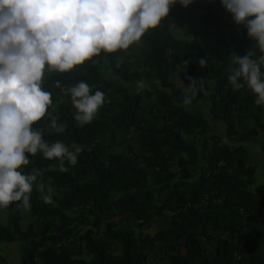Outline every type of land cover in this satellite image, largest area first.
<instances>
[{
    "label": "trees",
    "instance_id": "trees-1",
    "mask_svg": "<svg viewBox=\"0 0 264 264\" xmlns=\"http://www.w3.org/2000/svg\"><path fill=\"white\" fill-rule=\"evenodd\" d=\"M171 17L170 11L156 28L141 37L145 50L139 71H129L126 63H118V50L93 57L71 72L44 77L45 90L52 93L53 103L33 127L42 130L45 141H63L69 147H80L82 152L75 166L65 163L64 172L59 170L58 160L45 159L41 153L29 156L30 164L21 169L24 173L38 169L39 183L47 184L51 178L50 187L57 196L52 198V205L41 199L33 186L31 208L23 210L44 223L37 231L31 226L20 229L22 207L18 202L3 208L7 218L5 225L0 223V243L27 242L19 264H149L155 251L167 264H264V193L257 195L247 189L254 168L245 150L237 145L260 135V152L264 154V105H256L255 96L246 87L234 91L228 81L234 67L230 54L242 57L252 49L258 58L261 53L248 38L246 28L233 22L220 0H192L180 9L177 26H185L187 33L203 43L210 36L216 46L205 45V52L215 62L226 59L229 63L207 91L209 115L223 124L225 140L233 143L226 144L210 131L200 114L185 111L184 93L171 82L173 75L182 83L186 77H195L204 86L213 67L198 44L171 36L167 30ZM204 57L207 65L199 68L197 60ZM183 61H188L187 68L178 72ZM104 67L109 76L102 74ZM142 78H152L159 87L153 92L158 109L145 111L153 114L156 124L146 125L140 111V102L148 99L150 92L141 88L129 92L119 84ZM56 80L65 85L83 80L93 92L115 95L118 101L103 104L95 119L81 127L73 119L75 109L70 97L54 86ZM47 116L50 121L58 117L65 131L56 133L51 128L47 132ZM247 120L251 127L237 128ZM130 128L136 131L143 154L137 156L131 149L124 154H105L116 131ZM229 166L235 168L234 174L224 170ZM149 176L155 188L149 187ZM165 190L167 193L156 204L155 194ZM203 195L217 203L209 199L202 205ZM73 207L82 210L67 215ZM163 210L175 211L167 228L152 235L139 230ZM212 233L225 234L226 238L214 240ZM74 235L87 259L50 247L64 244ZM235 239L242 244H236ZM211 244L213 248L206 250L205 245ZM111 248L118 252L112 253Z\"/></svg>",
    "mask_w": 264,
    "mask_h": 264
},
{
    "label": "clouds",
    "instance_id": "clouds-1",
    "mask_svg": "<svg viewBox=\"0 0 264 264\" xmlns=\"http://www.w3.org/2000/svg\"><path fill=\"white\" fill-rule=\"evenodd\" d=\"M179 3L192 0H0V208L13 202L24 210L31 208V193L41 173L30 164L29 156L41 153L45 159L75 166L82 149L63 141L49 143L42 130L33 127L48 113L52 93L45 90V74L68 73L85 61L103 54L126 50L149 30L168 17ZM237 25L246 28L261 55L247 49L245 55L230 54L232 67L228 81L233 90L247 88L256 105H264V0H220ZM206 67V58L197 60ZM183 61L180 72L187 67ZM183 104L189 105L203 92L202 82L186 77ZM54 86L70 97L73 119L79 126L91 123L105 103L103 92H93L81 80L72 85ZM140 88L144 87L141 82ZM51 120V128L63 133L65 126ZM51 178L37 184L41 199L51 202ZM47 189V191H46Z\"/></svg>",
    "mask_w": 264,
    "mask_h": 264
},
{
    "label": "crops",
    "instance_id": "crops-1",
    "mask_svg": "<svg viewBox=\"0 0 264 264\" xmlns=\"http://www.w3.org/2000/svg\"><path fill=\"white\" fill-rule=\"evenodd\" d=\"M182 6L177 3L175 8L171 7L170 11L172 13V17L169 18L167 22V30L171 34L172 37L176 39H180L186 42H192L196 43L199 45L200 50L206 55V57L210 60L212 64V70L211 72L207 75L206 77V82L204 85V91L200 92L197 94V96L192 100V103L189 105L182 104V107L185 109L190 114H195L198 113L200 114L207 125L209 126V129L212 133L218 135L219 137L222 138V140H225L224 138V126L221 122H215L212 120V118L209 115V99H208V94L207 91L209 87L213 84V82L216 80L218 76H220L228 67L229 63L227 62L226 59L221 60L220 62H215L213 60V57L209 55L207 52L204 50V46L208 45L212 48L216 46L214 40L208 36L207 40L205 43L202 42L200 38L197 36H192L189 33H187L185 26H177L176 18L179 14L180 9ZM145 50V45L144 43L140 40L138 42L133 43L130 45V47L126 50H119L117 52V61L118 63L124 62L127 64V67L129 71H139L142 67V62H143V51ZM254 58H257L254 57ZM188 65V64H187ZM201 68L200 66H198ZM187 68V67H186ZM185 68V69H186ZM193 80H196L195 77H191ZM197 81V80H196ZM144 84V87L141 89H146L150 92V97L148 99H143L140 102V111L143 113L144 117V122L146 125H152L156 124L153 114L151 113H146L145 111L148 108L151 109H158L156 104L154 103L153 100V92L156 89H159L158 84L152 79V78H142L136 81L128 82V83H123L119 82V84L127 89V91L132 92L139 87L140 83ZM171 82L175 85L177 89L180 90L181 93L186 92V87L189 83L190 80L187 79L185 83H183L185 86H182L181 82H179L176 77L173 75L171 76ZM118 101V97L112 94L106 95L105 96V103H116ZM252 123L250 120H247L240 125L237 126L238 129L241 128H249L251 127ZM259 139L260 135L257 137L251 139L250 141H245L237 144L238 146H241L245 151L247 150L248 146H245L247 144H250L252 142H256V147H257V153L258 157H260V161H251L249 160L248 163L251 167L254 168L253 175L249 179L247 183V189L257 195H261L264 193V154L260 152V144H259ZM131 149L133 153L137 156H141L143 153L138 147V141H137V133L135 130L132 128L126 130V131H116V137L113 142H110L107 146V153H117V154H124L127 150ZM202 165V162L199 163V166ZM228 168L230 167H225L224 170L228 172ZM231 174H234L236 172L235 168L231 166ZM260 173L261 177H257ZM146 233V232H145ZM148 233V232H147ZM152 235V234H149ZM212 236L214 240L218 239H224L226 238L225 234H218V233H212ZM235 243L238 244L239 246L242 244V241L239 239H235ZM213 248V244H211L210 250ZM164 264H167L166 260Z\"/></svg>",
    "mask_w": 264,
    "mask_h": 264
},
{
    "label": "rangeland",
    "instance_id": "rangeland-1",
    "mask_svg": "<svg viewBox=\"0 0 264 264\" xmlns=\"http://www.w3.org/2000/svg\"><path fill=\"white\" fill-rule=\"evenodd\" d=\"M176 4L174 6H172L173 8H175ZM124 51V50H123ZM49 73L46 72L45 76L48 75ZM102 74L104 76H109V70L104 67L102 70ZM51 121H50V117L47 116V124L45 125L44 129L47 132L52 131L51 129ZM226 144H233L230 143L226 140H223ZM245 146H248L246 152V156L248 158V161H260V157H258V153H257V147H256V142H252L250 144H247ZM107 152V149L105 151V154ZM105 154L103 155L102 159L104 160ZM230 168H228V173H231V166H229ZM198 175V172L196 171L194 173V178ZM261 175H263L262 173H260L257 177H261ZM147 183L149 185V187L151 188H155V185L153 183V179L149 176L147 178ZM37 184H39V181L36 182V184H34V187L37 189ZM51 204L53 205V197L57 196L56 191H54L53 189H51ZM47 191V189H46ZM167 193V190L156 193L155 194V203L158 204L160 203L161 199L165 196V194ZM212 204H216L217 200L215 199H210ZM22 207V206H21ZM82 210L79 207H73L71 209H68L66 211V214L69 216H74L75 212ZM175 211H168V210H163L161 212V214L159 216H155L152 217L151 220L149 221L148 225L146 228H140L139 230L143 231L144 233L148 232L147 234H153L155 232H157L160 229H164L167 228L169 226V222L170 220L173 218ZM21 215V220L19 222V226L21 230H25L28 226H31V229L33 231H37L41 228V226L44 223H41L40 221H36L32 218H30L23 210L22 207V211L20 213ZM6 218H7V213L5 212V210L3 208H0V223L2 225H5L6 222ZM106 218V217H104ZM88 220H91V217L88 216L87 217ZM115 220V219H113ZM134 231L137 232L138 228L135 227V225L133 226ZM84 230V229H82ZM99 234H97L95 236V238H98ZM50 247L54 248L55 250H59V249H65L67 250L69 253H71L74 257H78V258H82V259H87V256L85 255L84 251L82 250L81 244L78 241V236L74 235L72 237H70L64 244H59V245H50ZM27 248V242L25 241H15V242H10V243H0V264H19V258L20 256L24 253L25 249ZM206 250H209V248H211V245H205ZM111 252L112 253H117L118 249L117 248H111ZM160 254L158 252H154L152 255H150L149 258V264H164L165 259L162 258L159 260V258H161L159 256Z\"/></svg>",
    "mask_w": 264,
    "mask_h": 264
},
{
    "label": "built area",
    "instance_id": "built-area-1",
    "mask_svg": "<svg viewBox=\"0 0 264 264\" xmlns=\"http://www.w3.org/2000/svg\"><path fill=\"white\" fill-rule=\"evenodd\" d=\"M211 197L209 195H203V198L201 200V204L205 205L206 202L210 199ZM141 223V221H137L136 224L139 225ZM62 245V244H61Z\"/></svg>",
    "mask_w": 264,
    "mask_h": 264
}]
</instances>
